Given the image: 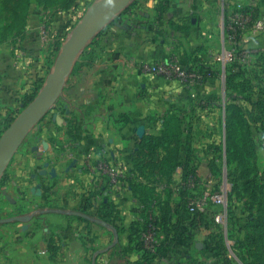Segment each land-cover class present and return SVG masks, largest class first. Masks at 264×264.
Masks as SVG:
<instances>
[{
	"label": "crops",
	"instance_id": "0c3cea01",
	"mask_svg": "<svg viewBox=\"0 0 264 264\" xmlns=\"http://www.w3.org/2000/svg\"><path fill=\"white\" fill-rule=\"evenodd\" d=\"M159 2L137 1L86 46L61 98L32 131L27 151L15 153L0 183V195L13 211L48 206L106 216L117 227V244L92 260L112 243L111 231L76 217L46 214L0 225V264H232L221 250L224 221L213 220L226 205H208L204 224L187 205L189 198L208 190L203 185L208 169L196 161H201L202 141L208 140L199 137L201 125L188 123L187 116L182 126L174 121L202 86L190 88L142 69L145 62L171 58L197 74L202 66L215 67L216 22L209 20L205 33L200 24L205 11L195 0H167L164 10ZM207 14L215 18L214 10ZM62 16L46 24L44 37L33 21L23 41L0 38V128L31 93ZM201 46L206 55L200 54ZM207 79L212 80L211 74ZM159 136H164L169 168L146 174L140 163L154 160L145 150L139 152V145L146 137ZM186 156L197 166L183 178ZM190 176L193 182L187 185ZM136 179L152 193L149 203L141 205L153 209L162 237L158 253L148 260L129 239L137 202L129 183Z\"/></svg>",
	"mask_w": 264,
	"mask_h": 264
},
{
	"label": "rangeland",
	"instance_id": "374dc122",
	"mask_svg": "<svg viewBox=\"0 0 264 264\" xmlns=\"http://www.w3.org/2000/svg\"><path fill=\"white\" fill-rule=\"evenodd\" d=\"M94 2L0 0V38L23 41L33 21L40 25L39 34L44 37L50 26L46 24L63 15L62 27L51 38L48 59L38 76L44 80L61 44ZM195 5L205 11L200 23L205 33L209 20L216 22L217 60L215 67L211 65L212 80L209 82L204 72L194 84L202 86L200 93L191 96L187 109L179 113L181 118L187 116L188 123H199V137L208 140L202 141L206 144L198 154L201 161H196L208 169L203 185L210 195L225 199L226 209L221 211L224 227L219 233L221 250L232 264H264V0H195ZM209 10H214L215 18L208 17ZM201 37L204 41L208 35ZM200 54H207L205 46H201ZM25 106L19 107L17 114ZM32 131L16 153L27 151ZM46 208L52 207L30 209L25 205L13 211L0 195V219Z\"/></svg>",
	"mask_w": 264,
	"mask_h": 264
},
{
	"label": "water",
	"instance_id": "95a60500",
	"mask_svg": "<svg viewBox=\"0 0 264 264\" xmlns=\"http://www.w3.org/2000/svg\"><path fill=\"white\" fill-rule=\"evenodd\" d=\"M134 1L95 0L78 23L70 30L67 38L61 44L39 90L0 135V181L17 149L27 135L43 120L61 98L65 83L83 50L117 16L126 11ZM54 119L60 124V118L57 115H54ZM46 214L78 217L101 225L111 231L113 235L112 243L106 249L95 252L92 260H94L97 254L107 251L118 242V232L113 225L76 210L58 208L37 209L25 215L0 219V225L12 222L27 223L34 217Z\"/></svg>",
	"mask_w": 264,
	"mask_h": 264
},
{
	"label": "trees",
	"instance_id": "16d2710c",
	"mask_svg": "<svg viewBox=\"0 0 264 264\" xmlns=\"http://www.w3.org/2000/svg\"><path fill=\"white\" fill-rule=\"evenodd\" d=\"M159 3H160L159 4V9H161V10L167 9L168 2L166 0L165 1L164 0H160ZM20 36H21V33H20ZM206 69L207 68L202 66L201 70L198 71L199 72L198 74L201 77H202L203 74H205L204 72H207L208 74H211L210 69H207L208 71H206ZM42 82H43V80L40 79V78H37L35 80L34 87H33L32 91H31V93L24 98V100L22 102V106L27 105L33 99V97L36 94V91L41 87ZM226 82H227V80H226ZM17 112H12V113H10L8 115L5 123L0 128V134L12 122V120L14 119V116L17 114ZM173 121H174L173 117H167V122H173ZM174 122L175 123L176 122L179 123L180 126H182L185 123L184 118H181V116H179V117L177 116L175 118ZM163 137H161V136H159L157 138L156 137H146V138H144L141 141V143L139 145V152H143L145 150V152H147L148 155L151 157V160H154V161H151L149 163H143V162L140 163L141 164V168L144 170V172L146 174H147L146 171H148V172H151V171L164 172V169H168L169 168L170 164L165 162L166 159H165V156H164V154L166 153L167 149L165 147H162L163 144L161 142V139ZM187 150L188 149L185 150V153H189L190 154V152L187 151ZM157 154L159 156H162V157L158 158ZM189 156H186V159L181 163L182 166H183V176H182L183 178H185V177H187L189 175H193L195 173V171H196V164H194V160L191 157L189 158ZM129 187L131 188L132 192L134 193V196H135V198H136L138 203H140V204L149 203L150 196H151L152 193H150L149 187H147L146 185L142 184L140 179H136L135 182L129 183ZM148 208H149L148 206H144V208L140 211V215L144 216L145 215V211ZM78 211L83 212V210H78ZM133 212H135V211L133 210ZM83 213H86V211L83 212ZM86 214H88V213H86ZM195 215L200 218V222H202V224H204L205 223L204 221H206L208 219L207 210L204 213H195ZM92 216L97 218V219L106 221L107 223L113 225L117 229V227L114 225V221L106 219L107 218L106 216L100 215L98 213L95 214V215H92ZM76 218L77 219H81V218H78V217H76ZM154 224L156 226V220H155ZM142 228H143L142 224H140L138 222H134V221L131 222L130 226H129V239L130 240H135V242L137 243L139 249L143 250L142 252L144 253V256L146 257V259L148 260L149 257H151V258L154 257L158 253L160 248L157 250L156 254H153V255L148 253L147 251H145L142 248V245H141V243L138 240V238H139L138 233L141 231ZM132 264H142V263L141 262H134Z\"/></svg>",
	"mask_w": 264,
	"mask_h": 264
},
{
	"label": "built area",
	"instance_id": "2783aa9c",
	"mask_svg": "<svg viewBox=\"0 0 264 264\" xmlns=\"http://www.w3.org/2000/svg\"><path fill=\"white\" fill-rule=\"evenodd\" d=\"M143 71L146 74L163 76L166 79H172L177 82L183 83L187 86L191 84L199 82L201 76L197 73L188 71L184 69L176 59H162L157 62H145L142 66ZM16 116H14L15 118ZM1 135V134H0ZM188 184L192 185V176L189 177ZM225 205V199L222 196H211L210 193L205 190L200 195L189 198L187 205L188 210L191 213H204L208 205ZM144 208L143 205L136 202L133 206L134 212V222H138L143 225V228L138 233L139 242L142 245V248L150 254H156L157 250L160 247V243L162 242V237L158 235L157 228L155 226V213L152 208H148L145 211V215L141 216L140 211ZM213 220L217 223L223 222V214L219 213L213 216ZM132 221V222H133Z\"/></svg>",
	"mask_w": 264,
	"mask_h": 264
}]
</instances>
